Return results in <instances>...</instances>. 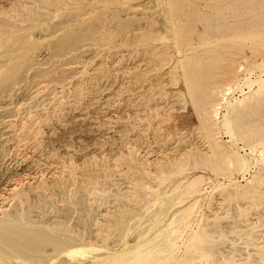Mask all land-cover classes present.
Here are the masks:
<instances>
[{
  "label": "rangeland",
  "instance_id": "rangeland-1",
  "mask_svg": "<svg viewBox=\"0 0 264 264\" xmlns=\"http://www.w3.org/2000/svg\"><path fill=\"white\" fill-rule=\"evenodd\" d=\"M0 1L2 10H0V18L9 22L8 33L13 39L24 38L28 42L29 58L31 59L34 53L37 64L33 65L34 69L29 67L30 71L24 69L27 67L25 64L22 65L20 71L24 69L22 72L24 79L22 78L14 87L16 89L6 90V95L0 92V197L2 199L7 197L4 201L0 198V221L9 219L13 225L22 227L21 229L26 232L44 231L53 238V241L44 240L38 243L39 245L33 244V247L30 245L31 248L30 246L26 248L25 244V249L19 244V240L14 243L16 250L9 245L4 246L0 251V264H59L64 262L63 259L69 264L71 260L64 250L70 246L93 245L99 250L90 254L92 256L97 253L116 252L125 247L132 248L137 241L144 242L146 239L156 237L157 234L171 233L172 237H176L177 242H175L174 255L172 254L173 257L170 255L167 264H178L181 259L183 264L184 260L188 261L190 254L186 252L187 248L185 249L183 244L177 248L180 240L181 243L189 242L190 234L208 232L207 235L211 233L212 236L213 232L209 231L210 229H215L214 232L219 234L217 237L225 238L226 241L222 240L223 243L219 241L221 239L216 240L214 233L213 239L216 238L214 240L217 242L212 251L206 253L208 256L205 253L192 252L195 257L193 262L191 260L192 264L264 263V222L262 223L264 202L261 199L264 198V178L261 185H258L259 188L263 187L260 188L261 190L258 189L259 192L261 191V198L259 195L255 198L248 194L255 186L253 176L260 173L262 165L256 162L258 152L254 151L251 156L247 154L250 149L245 146V141H239V148L230 142L222 124L220 125L221 117L216 120V124L211 121L215 139L223 149H236L240 154L247 156L251 162L247 171L239 172L237 175L228 174V176L211 173L212 179L208 186L205 185L199 193H196L199 196L197 197L196 194L187 196L181 204L178 203L179 194L173 192L181 177H171L167 181L168 179L162 180L164 176L160 175L168 174L176 165L188 159L190 151L210 153L211 150L210 143L199 128L201 122L193 104V94L197 88L193 87L191 90L187 88L190 77L213 73L226 57H237L239 61L242 57L248 60L249 67L260 64L256 72L252 73V80L264 78V28L260 31L248 30L249 23L245 21H248L251 15L245 6L247 0H244L246 2L240 0V4L241 1L244 2V5H240L241 9L236 6L239 5L236 4L239 2L237 0L235 3L234 0H27L28 3L26 0ZM16 2L18 4L15 6ZM229 2L234 5L231 6ZM227 3L230 5L228 8L235 6L236 9H240L239 12L243 13L244 10L246 13L244 12L242 17L239 12L238 15L231 13V10L229 12L230 8H224ZM214 6L218 10L212 9ZM222 11L224 17H219L218 13ZM199 12L210 16V23L198 21ZM225 13H228L227 17ZM64 16L65 19L69 18L68 21H72L66 23L63 21ZM181 17L188 22L185 29H181ZM235 17H239L242 21L239 22L240 19ZM231 18L232 21L229 20ZM153 20L160 22L158 21V25L154 27ZM228 23L232 26L242 24L241 27L246 29L244 31L232 29V31L229 28L232 26ZM96 24L100 25L94 30L96 34L92 32L93 34L85 37V39L94 38L95 42L94 39L92 41L84 39L85 42L83 40L76 46H70V50H65L68 55L64 52L63 56L61 53V55H51L53 49L50 45L53 39L73 29L69 34L74 35L79 33L80 29ZM206 25H211L213 28H207L203 32L202 27ZM219 25L222 27H218ZM159 26L161 29L153 38L148 41H138L139 33L151 28L156 31ZM223 26H228L229 29L226 27L224 29ZM50 30L54 32L53 35L48 32ZM260 32L262 34L258 35ZM28 36H30L29 41H27ZM99 37L103 38V41ZM185 38L189 41H184ZM100 40L102 42L99 43ZM232 44L237 46L233 47ZM176 47L178 49H175ZM241 47L245 50H240ZM45 53L47 57L44 56ZM38 54L40 58H37ZM79 54L84 58L83 56L78 58V64L74 56ZM45 57L46 59L40 60ZM29 58L27 60L31 61ZM19 60L21 61V58ZM54 60L56 71L59 73L65 62L71 63L64 66L68 70L60 82L50 79L51 75L57 74L55 70L45 75V78L43 76L45 73H41V70L50 72L49 69L54 66L53 63L55 64ZM62 61L63 65L59 64ZM166 61L169 64L166 65ZM187 61L191 63L187 64ZM39 72L45 85L48 83L47 86H43L40 75H37L38 78L34 76ZM238 74L239 77L250 75L243 71ZM36 79L39 80L38 86H40L37 88ZM44 79H47L46 82ZM49 79L51 82L48 81ZM24 84L28 87L25 88ZM257 85L258 83H255L251 89L255 91ZM240 86L245 92L249 91L248 85L240 82L229 95V99L235 101L243 97ZM261 98L264 100L263 96ZM251 105L252 108L246 110L242 118L243 124L264 130L258 123L259 119H264V104ZM11 106L14 108L17 106L15 108L17 111ZM222 112H225L224 108ZM14 133L18 134V137L15 138ZM255 164L256 168L253 166ZM197 172L204 173L202 169H198ZM160 179L162 182H159ZM13 185H17L16 187L26 196L24 194L19 198L11 194L9 190ZM196 197L198 198L196 210L184 223H177L175 227H179V230L173 232L167 223L180 209L197 199ZM252 198L256 199V203ZM234 227L241 233L237 231L238 234L235 233ZM246 232L247 234L251 232V236H247ZM185 238L189 239L185 240ZM252 240H254L253 244H249ZM25 241L24 243L28 242ZM57 241H62L64 244L58 246L55 244ZM188 242L185 244L186 247ZM216 248L223 252L217 251ZM214 249L218 252V259L215 258L217 252L212 255ZM17 250H26V253H18ZM219 252L223 253V256ZM192 255L189 259H194ZM228 257L233 258L229 261ZM187 263L189 264L184 262Z\"/></svg>",
  "mask_w": 264,
  "mask_h": 264
},
{
  "label": "bare ground",
  "instance_id": "bare-ground-1",
  "mask_svg": "<svg viewBox=\"0 0 264 264\" xmlns=\"http://www.w3.org/2000/svg\"><path fill=\"white\" fill-rule=\"evenodd\" d=\"M11 1H13V0H11ZM16 1V0H15ZM15 1H14V3H15ZM75 1V0H74ZM165 1V0H164ZM197 1V0H196ZM223 1V0H222ZM237 1H239V2H237ZM236 2V4H238L239 3V5H236V6H238V8H240L241 9V6L240 5H242L244 2H246V1H244L243 3H242V1H241V4H240V0H237ZM1 2V1H0ZM5 2V1H4ZM18 2V1H17ZM16 2V4H15V6L18 4ZM26 2L28 3V1L26 0ZM51 2V1H50ZM151 2V1H150ZM202 2V1H201ZM232 2V1H231ZM3 3V2H2ZM1 3V4H2ZM154 4L155 3H157V2H153ZM218 3V2H217ZM221 3V2H220ZM230 3V2H229ZM229 3H227L226 5V7H224V8H228V6H230V5H228ZM233 3H235V0H234V2ZM69 4V3H68ZM230 4H232V3H230ZM246 4V3H245ZM7 5V4H6ZM141 5V4H140ZM143 5H145V3L143 4ZM142 5V6H143ZM194 5V4H193ZM218 5V4H217ZM234 4H232L231 6H233ZM244 5V4H243ZM2 6H3V4H2ZM25 6V5H24ZM39 6V5H38ZM155 6V5H154ZM153 6V7H154ZM195 6V5H194ZM246 6V8H247V12L251 15V16H249L248 14V18H247V16H245L246 14H244V16H245V18H247L248 19V21H245V22H248L249 24V27H248V30L249 31H260L261 29H263L264 28V0H247V4L245 5ZM244 6V7H245ZM4 7V6H3ZM28 7H29V5H28ZM34 7H35V9H36V6H35V4H34ZM144 7V6H143ZM147 7V6H146ZM145 7V8H146ZM152 7V8H153ZM218 7V6H217ZM221 7V6H220ZM222 7H223V5H222ZM243 7V6H242ZM5 8V7H4ZM8 8H9V6H8ZM17 8H19V7H17ZM17 8H16V10H17ZM26 8V7H25ZM59 8V7H58ZM136 8V7H135ZM155 8V7H154ZM180 8H181V6H180ZM186 8V7H185ZM193 8V7H192ZM216 7L214 6V8H212V9H215ZM219 8V7H218ZM230 8V9H229ZM228 9H229V12H230V10L232 11L231 13H233V14H237L238 15V12L240 11V9H236L235 8V6H234V8H231V7H229ZM29 9V8H28ZM34 9V10H35ZM50 8H48V10H49ZM183 9V8H182ZM191 9V8H190ZM217 9V8H216ZM236 9V10H235ZM242 9H245V8H242ZM1 10V9H0ZM179 10H181V9H179ZM209 10V9H208ZM218 10V9H217ZM221 10V9H220ZM219 10V11H220ZM225 10H227V9H225ZM224 10V11H225ZM2 11V10H1ZM10 11H11V9H10ZM38 11V10H37ZM58 11V10H57ZM211 11V10H210ZM216 11V10H215ZM219 11H216V12H219ZM30 12V11H29ZM39 12V11H38ZM188 12V11H187ZM227 12H228V10H227ZM243 13L245 12L244 10L242 11ZM58 13V12H57ZM156 13V12H155ZM223 11H222V13H218V15H219V17L221 16H223ZM241 15L243 14V13H241V12H239ZM246 13V12H245ZM12 14V13H11ZM16 14H17V12H16ZM18 14H19V16H20V13L18 12ZM35 14H36V12H35ZM41 14V13H40ZM42 14H44V13H42ZM199 16H198V21L199 20H203V21H206V22H209L210 23V20H211V17L210 16H208V15H204V14H202L201 12H199ZM28 15H31V14H29L28 13ZM38 16H39V14H37ZM152 14H150V16H151ZM227 15H228V13L226 14L225 13V16L227 17ZM230 15V14H229ZM241 15H240V17H241ZM6 16H7V14H6ZM26 16H27V14H26ZM72 16V15H71ZM76 16H78L77 14H76ZM137 16V15H136ZM150 16H148V17H150ZM160 15H158V17H159ZM195 16V15H194ZM22 17V16H21ZM75 17V16H74ZM213 17V16H212ZM216 17V16H215ZM224 17V16H223ZM232 17V16H231ZM242 17H243V15H242ZM251 17V18H250ZM31 18V17H30ZM55 18V17H54ZM53 18V19H54ZM57 18V17H56ZM76 18V17H75ZM74 18V19H75ZM133 18V17H132ZM150 18H152V17H150ZM155 18V17H154ZM159 18H161V16L159 17ZM182 18V17H181ZM237 18H239V17H235V19H237ZM19 19V18H18ZM17 19V20H18ZM64 19V20H63ZM62 20L63 21H68V19L69 18H67V19H65V16H64V18H63ZM70 19H73V18H71L70 17ZM73 19V20H74ZM220 19V18H219ZM232 19L233 18H231V19H229V20H231L232 21ZM234 19V20H235ZM240 19V18H239ZM238 19V20H239ZM10 20V19H9ZM21 20V19H20ZM32 20V19H31ZM55 20V19H54ZM76 20V19H75ZM226 20V19H225ZM228 20V21H229ZM238 20H236V21H238ZM246 20V19H245ZM22 21V20H21ZM42 21V20H41ZM63 21H61V23L63 22ZM72 20H70V21H68L69 23L71 22ZM159 22H160V20H158ZM158 21L157 20H153V22H152V25L155 27V26H157L158 25ZM181 21V29L183 28V29H185L188 25H187V21L185 20V19H181L180 20ZM216 21H217V19H216ZM215 21V22H216ZM223 21H224V18H223ZM240 21H242V19H240L239 20V22ZM244 21V20H243ZM64 22V23H65ZM99 22V21H98ZM218 22V21H217ZM227 22V21H226ZM244 22V23H245ZM53 23V22H52ZM63 23V24H64ZM67 23V22H66ZM73 23V22H72ZM116 23L117 22H115L114 24L116 25ZM212 23V22H211ZM219 23V22H218ZM230 23V22H229ZM229 23H228V25H229ZM20 24V23H19ZM114 24H113V26H114ZM206 24V23H205ZM223 24V23H222ZM231 24H232V22H231ZM8 25H9V22H7L5 19H2V18H0V92L2 93V92H4V94H2V95H6V90H11V91H14L16 88H14L17 84H19L20 83V81H21V79L24 77V76H22L24 73H22L23 72V70L24 69H28V71H30V69H29V67H32L31 69H34V67H33V65L35 66V65H37L36 64V56H34V53H33V57L31 56V59L29 58V56H30V51H29V44H28V42H26L25 40H24V38H21V39H19V38H12V35L11 34H9L8 33ZM56 25H58V24H56ZM97 25V24H96ZM89 25V26H86V27H84L82 30L80 29V31H79V33L77 32L76 34H74V32H73V34L74 35H71V34H69V33H71L73 30H71V31H69V33H65L64 35H59V38H55V39H53V42H51V48L53 49V53L51 52V55H55L56 56V54L57 55H61L62 54V56H63V52L65 51V50H70L69 49V47L70 46H72V45H75L76 46V44H79V43H81L84 39H85V37L86 36H88V35H90L92 32H94V30H95V28H97V27H100V25ZM107 25V24H106ZM239 25V24H238ZM244 25V24H243ZM246 25V24H245ZM12 26H14L13 24H12ZM21 26H24L25 27V25H20V27ZM27 26V25H26ZM31 26V25H30ZM53 26H55V25H53ZM165 26V25H164ZM203 26V25H202ZM229 26H232V25H229ZM241 26H242V24H241ZM241 26H237L236 24H233V26L232 27H229V28H231L230 30H234V31H244L246 28H243V27H241ZM57 27V26H56ZM130 27V26H129ZM169 27V26H168ZM167 26H166V28H168ZM218 27H222V25H219ZM224 27V29H225V27H226V29L228 28V26H223ZM19 28V27H18ZM53 28V27H52ZM55 28V27H54ZM53 28V29H54ZM81 28V27H80ZM108 28V27H107ZM109 28H111V27H109ZM108 28V29H109ZM207 28H213L211 25H206L205 27H202V30H203V32L205 31V30H207ZM228 28V29H229ZM10 29V28H9ZM31 29V28H30ZM56 29H58V28H55V30ZM101 29H102V27H101ZM159 29H161L160 28V26L159 27H157V30L155 31V29L154 28H151V29H149L148 31H145V32H141V33H139L138 34V37H139V39H138V41L139 42H143V41H148L149 39H151V38H153L154 36H155V34H157V32H158V30ZM198 29V28H197ZM219 29V28H218ZM21 30H22V28H21ZM52 30V29H51ZM51 30L50 31H48V32H50L51 34L52 33H54V32H56V31H54V30H52V31H54V32H51ZM178 30V29H177ZM187 30V29H186ZM209 30V29H208ZM232 30V31H233ZM247 30V31H248ZM98 31V30H97ZM107 31V30H106ZM135 31H136V29H135ZM169 31V30H168ZM65 32V31H64ZM68 32V31H67ZM226 32H228L227 30H226ZM225 32V34H227ZM95 33V32H94ZM219 33H220V31H219ZM231 33H233V32H231ZM230 33V34H231ZM49 34V33H48ZM61 34H62V32H61ZM93 34V33H92ZM96 34V33H95ZM131 34V33H130ZM162 34V33H161ZM262 33L260 32V34H258V35H261ZM53 35V34H52ZM114 35V34H113ZM128 36H129V34H127ZM167 35H168V33H167ZM236 35V34H235ZM108 36V35H107ZM126 36V35H125ZM232 36V35H231ZM55 37V36H54ZM164 37V36H163ZM170 37H171V35H170ZM244 37V36H243ZM28 38V40L27 41H29V39H30V36H28L27 37ZM99 38H101V37H99ZM86 39H88V38H86ZM85 39V40H86ZM91 39V41L94 39H92V38H89L88 40H90ZM163 39V38H162ZM164 39H165V37H164ZM85 40L83 41V42H85ZM101 40L103 41V38H101ZM99 41V43L100 42H102V41ZM119 40H120V38H119ZM118 40V41H119ZM170 40H171V38H170ZM181 40V39H180ZM184 41H189V39L188 38H185V39H183ZM37 41V40H36ZM105 41H107V40H105ZM131 41V40H130ZM212 41V40H211ZM94 42H95V39H94ZM97 43H98V40L96 41ZM152 42V41H151ZM204 42V41H203ZM205 42H207V41H205ZM168 43H169V39H168ZM181 43V42H180ZM183 43H185V42H183ZM104 44V43H103ZM120 44V43H119ZM127 44V43H126ZM173 44V43H172ZM187 44V43H186ZM240 44H242V43H240ZM237 45H238V43H237ZM236 45V46H237ZM243 45V44H242ZM140 46V45H139ZM173 46V45H172ZM177 46V45H176ZM232 46H233V44H232ZM235 46V44H234V46L233 47H236ZM246 46V45H245ZM47 47V46H46ZM81 47V46H80ZM130 47V46H129ZM50 48V50L52 51V49ZM77 49H78V47H76ZM183 48V47H182ZM72 49V48H71ZM175 49H178L177 47L175 48ZM237 49V48H236ZM240 50L241 49H243L242 47L241 48H239ZM74 50H75V48H74ZM173 50V49H172ZM183 50V49H182ZM189 50V49H188ZM243 50H245V49H243ZM82 51V50H81ZM85 51V50H84ZM93 51V50H92ZM175 51V50H174ZM177 51V50H176ZM187 51V50H186ZM185 51V52H186ZM237 51H238V49H237ZM46 52H47V50H46ZM50 51H48V53H49ZM86 52V51H85ZM173 52V51H172ZM179 52V51H178ZM195 52V51H194ZM241 52V51H240ZM37 53H39V52H36V54ZM61 53V54H60ZM93 53V52H92ZM242 53H243V51H242ZM241 53V54H242ZM244 53H247V52H244ZM32 54V53H31ZM41 54V53H40ZM44 54V53H43ZM64 54H66L65 52H64ZM69 54V53H68ZM68 54H66V55H68ZM82 54V53H81ZM81 54H79L78 56L76 55V56H74L75 58H77V61H78V58H82V56H81ZM85 54V53H84ZM177 54H179V53H177ZM183 54H184V51H183ZM182 54V55H183ZM49 55H50V53H49ZM50 55V56H51ZM180 55V54H179ZM188 55V54H187ZM250 55H251V53H250ZM44 56H46V53H45V55ZM43 56V57H44ZM48 56V55H47ZM46 56V57H47ZM49 56V57H50ZM166 56V55H165ZM176 56H178V55H176ZM175 56V57H176ZM184 56V55H183ZM46 57L45 58H41L40 60H42V59H46ZM70 57H72V56H70ZM151 57V56H150ZM21 58V61L19 60ZM29 58V60H31V61H28L27 59ZM37 58H40L39 57V54H38V56H37ZM83 58H84V56H83ZM141 58V57H140ZM168 58H171V57H168ZM177 58V57H176ZM180 58V57H179ZM184 58V57H183ZM50 59V58H49ZM48 59V60H49ZM66 59H68V58H66ZM149 59V58H148ZM221 59V58H220ZM241 59V61H239V58H237V57H226V58H224L223 60H222V64L221 65H219V66H217L216 68H215V71L213 72V73H209V74H207V75H203V76H201V77H197V75H195V76H192V77H190V81L187 83V88L188 89H192L193 87L195 88H197L195 91H194V94H193V104H194V106H195V109H196V111H197V114H198V118H199V120H200V122H201V127H199L201 130H202V133L204 134V136H205V138L207 139V141L210 143V145H211V150H210V153L208 152V153H200V152H192V151H190V153L188 152V156H189V158L188 159H184V161L182 162V163H180V164H178V165H176V167L173 169V170H171L170 172H168V174H166V175H162V174H160L161 176H164L163 177V179L162 180H164V179H168L167 181H169L170 180V178L171 177H175V176H177V177H181V179L176 183V185H175V187H174V189H173V192H176V193H178L179 194V196L177 197V198H179V201H178V203H184V200H185V198L187 197V196H192V195H194V194H196V193H199L203 188H204V186L205 185H207L208 183H209V181L212 179V176L210 175L211 173H213L214 175L215 174H218V175H226V176H228V174H233V175H237V173H239V172H244V171H247L248 170V168H249V166H250V159L247 157V156H245V155H243V154H240L239 152H238V150H236V149H231V150H225V148L223 149L222 148V145L218 142V140H216L215 139V136H214V134H213V130H214V127H212V122L211 121H213V123L214 124H216V120L218 119L219 120V118L221 117V120H222V123L220 122V125L222 124V127L224 128V130H225V132L224 133H226L228 136H229V140H230V142L231 143H233L234 144V146H236V147H238V144H239V141H245V146H247V147H249V149H250V152L249 153H247L249 156H251V155H253L254 154V151L255 152H258L257 154H258V157L256 158V162H258V163H261V165H262V168H260V173L258 174V175H254L253 177L255 178V183H254V185H252V186H254V188H252V190H251V193H249L248 191V194H250V196L252 195V197H257L258 195H259V198H261L260 197V194H261V191L259 192V190H261L260 188H263L262 186H260V188H259V186L258 185H261V182L263 181V178H264V130H259L258 128H255V127H252L251 125V127H249V126H246L245 124H243V122H242V118L244 117V115L246 114V110H248L249 108H252V103L254 104V103H256V104H258V105H262V104H264V100L261 98L262 96L264 97V78L263 79H259V80H252L251 79V76H252V73L256 70V68H258L259 66H260V64H258V65H253V66H248V60L246 59V58H240ZM69 60V59H68ZM67 60V61H68ZM187 60V59H186ZM190 60V59H189ZM20 61V62H19ZM57 61V60H56ZM72 60L70 59V61L69 62H71ZM86 61V60H85ZM182 61H184V60H182ZM47 62V61H46ZM54 62H55V60H54ZM64 62H65V60H64ZM68 62V63H69ZM199 62V61H198ZM201 62V61H200ZM199 62V63H200ZM220 62V61H219ZM250 62V61H249ZM67 62H65V65H68V63L66 64ZM154 63V62H153ZM166 63H168L167 61L165 62V64ZM181 63V62H180ZM189 63V61H187V64ZM191 63V62H190ZM189 63V64H190ZM25 64V66H27V67H25L24 69L22 68V71H20V67L22 66V65H24ZM42 64V63H41ZM41 64H39V65H41ZM59 64H61V65H63V61L61 62V63H59ZM71 63H69V65H70ZM72 64H74V63H72ZM78 64H79V61H78ZM81 64V63H80ZM157 64V63H156ZM155 64V65H156ZM169 64V63H168ZM185 64H186V62H185ZM186 64V65H187ZM193 64V63H192ZM191 64V65H192ZM45 65V64H44ZM53 67L51 68V69H49V71L50 72H48V70H44L43 72H42V70H41V73H45L43 76H44V78H45V75H48V74H51V72L53 71V70H55L56 71V67H55V65H56V62H55V64L53 63ZM58 65V64H57ZM65 65H63V68L61 69L60 67H59V69H61V72L59 73V71L57 72L56 71V73L57 74H55V72H53L55 75H51V80H55V81H57V80H59V82L61 81L60 79H64V75H65V72L68 70V69H66V68H64V66ZM167 65V64H166ZM177 65V64H176ZM197 65H198V63H197ZM51 66V65H50ZM72 66V65H71ZM77 66V65H76ZM76 66H74V67H76ZM137 66V65H136ZM163 66V65H162ZM179 66V65H178ZM183 66H185L184 65V62H183ZM2 67H4V68H2ZM58 67V66H57ZM73 67V69H75ZM125 67V66H124ZM55 68V69H54ZM157 68V67H156ZM46 69V68H45ZM76 70H77V68H76ZM258 70V69H257ZM261 70H263V69H261ZM240 71H243L244 73H249L250 75L249 76H245V77H239V75L240 74H238ZM26 72V71H25ZM31 72H32V70H31ZM256 72V71H255ZM258 72V71H257ZM36 73H37V70H36ZM41 73L39 72L38 74H34V76L35 77H37V75H40L41 76V78H42V75H41ZM67 73V72H66ZM68 73H70V71H68ZM72 73V72H71ZM75 73V72H74ZM73 74V73H72ZM171 74V73H170ZM254 74V73H253ZM31 75H33V73L31 74ZM95 75V74H94ZM172 75V74H171ZM33 76V77H34ZM39 76V77H40ZM54 76V78H52ZM71 76V75H70ZM241 76H243L242 74H241ZM33 77H32V80H31V82L33 81ZM34 77V78H35ZM50 77V76H49ZM48 77V78H49ZM68 77V76H67ZM38 78V77H37ZM99 78V77H98ZM24 79V78H23ZM48 80L49 82H51V80ZM62 79V80H63ZM45 80H47V79H44V81ZM23 81V80H22ZM35 81V80H34ZM36 81L37 82H35V83H37V84H35V87L37 88V87H40V86H38V81L39 80H37L36 79ZM41 81L43 82V78L41 79ZM40 81V82H41ZM30 82V84L32 85L33 84V82L31 83ZM46 82V81H45ZM240 82H243V84H246V85H248V88H249V91H247V92H245L244 91V88H242L241 86H240V90L243 92V97L242 98H240V99H236L235 101H232L231 99H229V95L231 94V92H233L234 90H235V88L236 87H238L239 86V83ZM44 83V82H43ZM255 83H258V85L256 86V87H258L255 91H253L251 88H252V86L255 84ZM27 84V83H26ZM24 84V86H25V88H26V86L29 84ZM48 84V83H47ZM47 84L45 85V83H44V85L43 86H47ZM37 85V86H36ZM50 86V85H49ZM244 86V85H243ZM28 87V86H27ZM53 87H55V86H53ZM53 87H51V88H53ZM14 88V90H12ZM17 88H18V86H17ZM42 88V87H41ZM50 88V87H49ZM31 89V88H30ZM40 89V88H39ZM254 89H255V87H254ZM26 90V89H25ZM38 90V89H37ZM41 90V89H40ZM238 91H239V89H237ZM7 91V93H9V94H11L10 92H8ZM26 91H28V90H26ZM241 91H239V92H241ZM251 91H252V93H251ZM31 92V91H30ZM30 92H28L29 93V95H30ZM35 92V91H34ZM52 92V91H51ZM55 92V91H54ZM241 92V93H242ZM0 93V94H1ZM33 93V92H32ZM46 94V93H45ZM51 94H53V93H51ZM50 94V95H51ZM8 95V94H7ZM13 95V94H12ZM26 95V94H25ZM49 95V94H48ZM19 97V96H18ZM21 97V96H20ZM231 97V96H230ZM3 98H4V96H3ZM2 98V99H3ZM6 98V97H5ZM232 98V97H231ZM1 99V98H0ZM25 99V98H24ZM23 100V99H22ZM63 100V99H62ZM54 101H55V99H54ZM23 102V101H22ZM64 102V101H63ZM1 103V102H0ZM18 103V102H17ZM7 105L10 107V105L7 103ZM6 105V106H7ZM4 106V105H3ZM15 106V105H14ZM14 106L12 107V108H14ZM1 107V106H0ZM17 107V106H16ZM15 107V108H16ZM37 107V106H36ZM40 107V106H39ZM50 107V106H49ZM12 108H10L11 110H12ZM13 109L14 111L16 110V109ZM222 108H224V110H225V112H222ZM8 109V108H7ZM12 110V111H13ZM11 111V112H12ZM13 111V112H14ZM17 111V110H16ZM48 111V110H47ZM12 112V113H13ZM38 112V111H37ZM35 113V112H34ZM48 114V113H47ZM171 114V113H170ZM8 115V114H7ZM10 115H11V113H10ZM31 115V114H30ZM29 115V116H30ZM12 116V115H11ZM21 116V115H20ZM26 116H28L27 114H26ZM35 116V115H34ZM250 116V115H249ZM9 117V116H8ZM25 117V116H24ZM47 117V116H46ZM40 119V118H39ZM252 119V118H251ZM258 118L256 117V119L255 120H257ZM20 120V119H19ZM70 120V119H69ZM68 120V121H69ZM249 121V120H248ZM252 121V120H251ZM14 122V121H13ZM23 122H25V121H23ZM247 122V121H246ZM18 123H19V121H18ZM28 123V122H27ZM30 123V122H29ZM28 123V124H29ZM68 123V122H67ZM258 123H259V125H260V127H261V129L262 128H264V119H259L258 120ZM16 124V123H15ZM14 123H13V125H15ZM22 124V123H21ZM77 124V123H76ZM23 125V124H22ZM26 125V124H25ZM28 126V125H27ZM217 126V125H216ZM218 126H219V123H218ZM15 127V126H14ZM33 127V126H32ZM17 129H18V127H16ZM21 128H22V126H21ZM20 128V129H21ZM24 128V127H23ZM77 128V127H76ZM10 129V128H9ZM13 129V128H12ZM25 129V128H24ZM219 129V128H218ZM217 129V130H218ZM16 130V129H15ZM221 130V129H220ZM223 130V131H224ZM13 131V130H12ZM25 131V130H24ZM66 131V130H65ZM11 132V131H10ZM17 132V131H16ZM15 132V133H16ZM14 133V134H15ZM22 133H23V130H22ZM21 133V134H22ZM20 134V135H21ZM49 134V133H48ZM219 134V133H218ZM16 135V136H15ZM14 135V137L16 138V137H18L17 135L18 134H15ZM19 135V136H20ZM28 135V134H27ZM27 135H26V137H27ZM59 135V134H58ZM22 137V136H21ZM47 137H49V136H47ZM52 137V136H51ZM29 138V137H28ZM57 138V137H56ZM14 139V138H13ZM18 139V138H17ZM20 139V138H19ZM48 140V139H47ZM20 141V140H19ZM27 141V140H26ZM57 141V140H56ZM25 142V141H24ZM38 142V141H37ZM11 143V142H10ZM19 143V142H18ZM18 143H17V145H18ZM46 144V143H45ZM32 145V144H31ZM16 146V145H15ZM36 147V146H35ZM239 148V147H238ZM241 148V147H240ZM242 149V148H241ZM184 154V153H183ZM185 154H187L186 152H185ZM28 155V154H27ZM256 155V154H255ZM130 156V155H129ZM257 156V155H256ZM57 160V159H56ZM178 160H180V159H178ZM181 160H183V159H181ZM72 162H73V160H72ZM261 165H260V167H261ZM253 166H255V168H256V164L255 165H253ZM198 169H202L203 171H204V173H202V174H199L198 172H197V170ZM146 170V169H145ZM257 170V169H256ZM258 171V170H257ZM256 173V172H255ZM254 173V174H255ZM236 177V176H235ZM159 179V178H158ZM173 179V178H172ZM253 179V178H252ZM161 180V179H160ZM162 180L161 181H159V182H162ZM175 181H177V180H175ZM250 181H252V180H250ZM172 182V181H171ZM23 183V182H22ZM165 183H166V181H165ZM219 183V182H218ZM162 184H164V182L162 183ZM171 184H173V182L171 183ZM223 184V183H222ZM263 184V183H262ZM161 185V184H160ZM219 185V184H218ZM17 186V185H16ZM15 185H13L11 188H10V192H11V194H13V195H16V196H18L19 198H22V196L25 194V193H23V191H20L19 189H18V187H16ZM168 186V185H167ZM208 186V185H207ZM7 187V186H6ZM163 188H164V186H162ZM220 187H222V186H220ZM250 187V186H249ZM21 188V190H22V187H20ZM92 188V187H91ZM6 189V188H5ZM4 189V190H5ZM152 189V188H151ZM151 189H150V191H151ZM158 189H160V188H158ZM166 189V188H165ZM249 189H251V187L249 188ZM259 189V190H258ZM154 190V189H153ZM155 190H157V189H155ZM172 190V189H171ZM171 190H169V191H171ZM257 190H258V192H257ZM7 191V190H6ZM8 191V192H9ZM165 191V190H164ZM238 191V190H237ZM156 192V191H155ZM160 192H161V190H160ZM235 192H236V189H235ZM1 193V192H0ZM203 193V192H202ZM201 193V194H202ZM259 193V194H258ZM170 194V193H169ZM231 194V193H230ZM234 194V193H233ZM247 194V193H246ZM245 194V195H246ZM12 195V196H13ZM159 195H161V193L159 194ZM243 195V194H242ZM5 196V195H4ZM25 196H26V194H25ZM25 196L23 197V198H25ZM196 196H197V194H196ZM198 196H199V194H198ZM197 196V197H198ZM249 196V195H248ZM250 196H249V198H250ZM195 197V196H194ZM196 197V198H197ZM243 197H244V195H243ZM263 197H264V195H263ZM1 198V197H0ZM7 197H3V199L1 198V200L2 201H4V199H6ZM15 198V197H14ZM245 198H247V197H245ZM154 199V198H153ZM248 199V198H247ZM254 198H252V200H253ZM261 199H263V202H264V198H261ZM260 199V200H261ZM25 200H26V198H25ZM176 200V199H175ZM250 200H251V198H250ZM255 200V203H256V199H254ZM197 201H198V198L197 199H195L193 202H191V203H189L188 205H186L185 207H183L182 209H180L179 210V212L173 217V219L170 221V222H168L167 224H168V226L169 227H171L172 228V231L173 232H177L179 229V227H175V225L177 224V223H184L193 213H194V211L196 210V208H197ZM155 202V201H154ZM170 202V201H169ZM261 202H262V200H261ZM149 203V202H148ZM247 203H250L249 201H247ZM254 203V202H253ZM1 204V203H0ZM262 204V203H261ZM3 205V204H2ZM10 205V204H9ZM259 205H260V203H259ZM1 206V205H0ZM1 208V207H0ZM236 213V212H235ZM11 215V214H10ZM222 216V215H221ZM263 218V217H262ZM264 219V218H263ZM235 220V219H234ZM264 221L262 220V223H263ZM189 223H191V222H189ZM166 224V225H167ZM194 224H195V222H194ZM193 224V225H194ZM216 224H218V222L216 223ZM216 224H214L215 226H216ZM264 224V223H263ZM188 226H190V225H192V224H187ZM213 225V226H214ZM214 226V228H216ZM218 227L217 228H219L220 226H219V224L217 225ZM165 227H167V226H165ZM195 227V226H194ZM193 227V228H194ZM205 227V226H204ZM210 227V226H209ZM212 227V226H211ZM235 227H238V225L236 226L235 225ZM234 227V228H235ZM22 227H17V226H15V225H13L12 224V222H10L9 221V219H5V220H1L0 221V251H2L3 249H4V246H7V245H9L10 247H12L13 249H15L16 250V244H14L16 241H18V242H20L19 244L22 246V247H24V249H25V244H26V248H28V246H30V245H32V247H33V244H34V246H36V245H39L38 243H40L41 241H46V240H52L53 241V238L52 237H50V236H48L47 234H46V232H44V231H41V232H36V231H30V232H26V231H24V230H22L21 229ZM146 228H147V226H146ZM252 228V227H251ZM254 228V227H253ZM252 228V229H253ZM163 229V228H162ZM161 229V230H162ZM185 229H187L186 227H185ZM191 229H192V227H191ZM191 229H190V231H191ZM251 229V230H252ZM182 230H184V229H182ZM188 230V229H187ZM194 230V229H193ZM207 230V229H206ZM214 230L215 229H210L209 231H212L213 232V234L215 233L214 232ZM221 230V229H220ZM241 230V229H240ZM200 231H202V229L200 230ZM226 231V230H225ZM241 233L237 228H235V233ZM249 231H250V229H249ZM165 232V231H164ZM183 232V231H182ZM189 232V231H188ZM207 232V231H206ZM221 233L223 232V231H220ZM248 232V231H247ZM247 232H246V234H247ZM252 232V231H251ZM251 232H249L250 234H247V236L249 235V236H251ZM156 233V232H155ZM190 233V232H189ZM210 233V232H209ZM219 233V232H218ZM220 233V234H221ZM237 233V234H238ZM157 234V233H156ZM168 234H169V232H168ZM172 234V233H171ZM171 234H169V235H164V234H161V235H159V234H157V236L156 237H154V238H149V239H146L144 242H139L138 243V241H137V243H136V245H134L133 247L132 246H130V247H132V248H123V249H121V250H119V251H116V252H104V253H97V254H93L92 256L90 255V254H92L94 251H97V250H99L98 248H96L95 246H93V245H87V244H77V245H74V246H70L69 248H67L66 250H64V252H65V254L70 258V260H71V262H68L69 264H167V260L172 256L173 257V255H174V248H175V242H177L175 239H176V237L175 236H173L172 237V235ZM178 234H180V233H178ZM182 234V233H181ZM184 234V233H183ZM207 234H208V232H207ZM206 233H199V234H196V235H194V234H192V235H194L193 237H191L190 235H188L189 236V238H190V240H189V242L188 241H186V243L188 242V244H187V247H186V243H184V242H182L181 243V240H180V243L178 244L179 246L177 247V248H179L180 247V244L182 245L183 244V247L185 246V249L187 250L186 252L188 253V254H190V256L193 254L192 252H194L195 254L196 253H198L199 252V254L200 253H208V252H211L212 251V248L214 247V245L216 244V240H219V239H221L220 238V236H218L217 237V235H219V234H217V233H215L216 234V237H217V239L216 238H214V239H216V240H214L213 239V237H214V235L212 234V236L209 234V235H207ZM186 235V234H185ZM223 236H224V234H222ZM221 235V236H222ZM253 236V235H252ZM180 237H181V235H180ZM185 237V236H184ZM179 238V237H178ZM188 238V239H189ZM192 238V239H191ZM244 238V237H243ZM253 238V237H252ZM188 239H186L185 238V240H188ZM250 238H248V240H249ZM25 240H27V241H25ZM68 240V239H67ZM144 240V239H143ZM175 240V241H174ZM222 240H224V242L226 241V239L224 238H222L221 240H219V241H222ZM247 240V241H248ZM255 240V239H254ZM254 240H252L251 241V243H249V244H253L252 242L254 241ZM24 241L25 242H27V243H24ZM218 241V242H219ZM241 242H242V240H240ZM247 241L245 242V243H247ZM73 242V241H72ZM223 242V241H222ZM222 242H219L220 244L222 243ZM223 242V243H224ZM237 242V241H236ZM129 243H130V241H129ZM222 243V244H223ZM36 244V245H35ZM55 244L56 245H63L64 244V242H62V241H57V242H55ZM233 244V243H232ZM126 245V244H125ZM255 245H257L256 243H255ZM117 246V245H116ZM219 246V245H218ZM261 247V246H260ZM259 247V248H260ZM29 248H31V246L29 247ZM177 248L175 249V250H177ZM257 248V247H256ZM23 249V248H22ZM118 249V248H117ZM262 249H263V245H262ZM216 250H217V248H216ZM256 250H258V248L256 249ZM255 250V251H256ZM13 251V250H12ZM26 250H20V251H18L17 250V252L18 253H22V252H25ZM179 251V250H178ZM177 251V252H178ZM185 251V250H184ZM189 251V252H188ZM217 251H222V250H220V249H218ZM216 251V252H217ZM215 252V249H214V252L212 253V255L214 254V253H216ZM219 252V254L220 255H222L223 253H220ZM223 252V251H222ZM258 252V251H257ZM261 252V251H260ZM26 253V252H25ZM254 253V252H253ZM173 254V255H172ZM194 254V255H195ZM211 254V253H210ZM209 254V255H210ZM21 255V254H20ZM171 255V256H170ZM204 255V254H203ZM207 256H208V254H206ZM211 255V257H213ZM216 255V259H218L217 257H219V256H217L218 255V252L215 254ZM23 256H24V254H23ZM182 256V255H181ZM189 256V257H190ZM202 256V255H201ZM223 256V255H222ZM258 256V255H257ZM90 257V259H88ZM187 257V256H186ZM189 257H188V261L187 260H184L183 261V264H184V262L186 261V262H189V264H190V262H191V260H192V262L195 260V257H193V255H192V257L194 258V259H189ZM191 257V258H192ZM225 257V256H224ZM259 257H262V256H259ZM258 257V258H259ZM183 258H185V257H183ZM198 258H199V256H198ZM205 258H206V256H205ZM209 258H210V256H209ZM226 258V257H225ZM231 258H233V257H231ZM231 258H227L229 261H231L230 259ZM256 258V257H255ZM264 258V257H263ZM262 258V259H263ZM48 259H50V258H48ZM185 259H187V258H185ZM227 259H225V260H227ZM53 260V259H52ZM179 260V259H178ZM197 260V259H196ZM203 260V259H202ZM227 260V261H228ZM233 260V259H232ZM261 260V259H260ZM63 261L64 262H60L59 264H66L65 263V260L63 259ZM206 261H207V259H206ZM226 261V262H227ZM182 262V259H181V261L178 263V264H180ZM192 262H191V264H192ZM18 263H19V261H18ZM169 263V262H168ZM228 263V262H227ZM52 264V263H51ZM170 264V263H169ZM182 264V263H181ZM188 264V263H187ZM264 264V263H263Z\"/></svg>",
  "mask_w": 264,
  "mask_h": 264
}]
</instances>
